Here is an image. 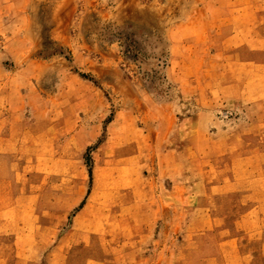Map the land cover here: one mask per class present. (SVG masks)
I'll return each mask as SVG.
<instances>
[{
	"label": "rangeland",
	"instance_id": "1",
	"mask_svg": "<svg viewBox=\"0 0 264 264\" xmlns=\"http://www.w3.org/2000/svg\"><path fill=\"white\" fill-rule=\"evenodd\" d=\"M244 1L253 5L252 41H227ZM244 51L264 62V0H0V63L29 73L19 118L0 121V264L101 263L104 223L118 225L115 210L130 220L141 185L164 200L180 191L170 165L193 162L195 175L197 158L209 170L264 148V106L221 103ZM196 114L208 132L199 157L185 122ZM217 132L234 135L225 139L234 153H212ZM186 143L191 153L181 152ZM88 190L93 219L80 212ZM229 202L244 210L239 195ZM122 226L114 240L133 232ZM152 226L149 246L116 249L114 261L196 264L213 253L184 242L177 222L167 233L163 220Z\"/></svg>",
	"mask_w": 264,
	"mask_h": 264
},
{
	"label": "crops",
	"instance_id": "2",
	"mask_svg": "<svg viewBox=\"0 0 264 264\" xmlns=\"http://www.w3.org/2000/svg\"><path fill=\"white\" fill-rule=\"evenodd\" d=\"M234 11V16L231 15L228 19V25H237L239 28L231 31L226 40H236L246 44L252 41L253 5L244 1L235 5ZM241 46L243 45H238V48ZM244 56L245 59L236 60L231 64L236 69L232 72L229 81L220 89L228 96L226 100L222 99L221 103L230 102L233 106L245 107L264 106V62H254L251 59V51L248 53L244 51ZM197 71L198 73L204 71L201 70V65ZM28 74L27 67L22 64L5 68L0 63V121L19 118L17 111L22 106V89L29 84ZM199 88L200 86L197 87ZM5 107H9L11 113L2 114ZM185 122L192 125L186 136L190 134L197 138L196 147L199 157L200 153H203L199 148L201 141L208 135L206 119L203 114H196V117L188 118ZM223 134L218 132L215 134L212 153L227 154L226 148L229 150L228 154L235 152L226 144L235 139L234 135ZM193 146L186 143L182 146L181 152L191 153ZM221 147H224V151L220 149ZM229 158V161L219 166L215 165V168L209 170H206L205 165L197 158L196 166L191 168L196 170L195 175L187 166L193 165V162L170 165L175 166V169H170L172 175L170 180L175 186L173 189L180 191L176 195L166 196L164 200L154 193L144 194L143 191H147L146 185H141L133 214L128 216L130 220L122 221L118 218L122 210H115L111 213L116 214L118 225L110 228L104 223V241L101 244V248L104 249V261L99 263L92 259L84 264H118V261H114L117 255L116 249L135 251L149 246L155 232L152 224L158 220H163L165 233L170 230L174 222H177L183 233L184 242L194 241L200 250L201 247L202 249L211 247L210 251L213 253H206L203 250V253L195 258L196 264H254L257 258L261 260V264H264V148L248 149L234 157L229 155ZM177 167L180 168L179 171L176 170ZM177 173L180 176L174 179L173 176ZM195 189L196 193L190 194ZM233 195L240 196V204L244 210L237 212L236 205L231 202L228 205L222 204V201ZM194 197H196V206L190 207L189 202ZM85 200V204L79 205L80 212L83 211L93 219L96 217L94 210L99 207L94 203L95 199L89 190ZM132 218L135 220L132 221ZM127 224L134 226L133 232L126 235L122 242L114 240L115 234L125 227L122 225ZM1 225L4 226L5 223L0 222ZM121 243L123 246L127 245L119 247ZM255 244L258 245L259 252L253 248ZM139 260L140 256H134L132 264L140 263ZM165 260L167 261V256Z\"/></svg>",
	"mask_w": 264,
	"mask_h": 264
},
{
	"label": "trees",
	"instance_id": "3",
	"mask_svg": "<svg viewBox=\"0 0 264 264\" xmlns=\"http://www.w3.org/2000/svg\"><path fill=\"white\" fill-rule=\"evenodd\" d=\"M88 173H89V176H90V171H88Z\"/></svg>",
	"mask_w": 264,
	"mask_h": 264
}]
</instances>
